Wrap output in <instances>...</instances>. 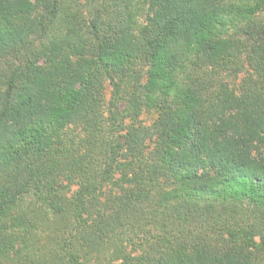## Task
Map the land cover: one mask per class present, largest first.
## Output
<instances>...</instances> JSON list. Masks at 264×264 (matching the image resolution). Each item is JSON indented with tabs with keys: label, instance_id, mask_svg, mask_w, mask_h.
Returning a JSON list of instances; mask_svg holds the SVG:
<instances>
[{
	"label": "trees",
	"instance_id": "16d2710c",
	"mask_svg": "<svg viewBox=\"0 0 264 264\" xmlns=\"http://www.w3.org/2000/svg\"><path fill=\"white\" fill-rule=\"evenodd\" d=\"M0 264H264V0H0Z\"/></svg>",
	"mask_w": 264,
	"mask_h": 264
},
{
	"label": "rangeland",
	"instance_id": "374dc122",
	"mask_svg": "<svg viewBox=\"0 0 264 264\" xmlns=\"http://www.w3.org/2000/svg\"><path fill=\"white\" fill-rule=\"evenodd\" d=\"M105 85H106V88H105L104 92H105L106 100H108L110 98V95H111V87H110L108 82ZM154 118H155V112L153 110H146V112L140 117V121H142L144 124L149 125L150 123H152ZM54 138L59 140L61 138V136H57ZM55 142H56V140L51 141V143H55Z\"/></svg>",
	"mask_w": 264,
	"mask_h": 264
}]
</instances>
